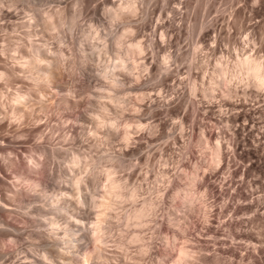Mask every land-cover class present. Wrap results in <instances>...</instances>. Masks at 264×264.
<instances>
[{
	"label": "rangeland",
	"instance_id": "1",
	"mask_svg": "<svg viewBox=\"0 0 264 264\" xmlns=\"http://www.w3.org/2000/svg\"><path fill=\"white\" fill-rule=\"evenodd\" d=\"M126 1L0 0V264H264V0Z\"/></svg>",
	"mask_w": 264,
	"mask_h": 264
},
{
	"label": "bare ground",
	"instance_id": "2",
	"mask_svg": "<svg viewBox=\"0 0 264 264\" xmlns=\"http://www.w3.org/2000/svg\"><path fill=\"white\" fill-rule=\"evenodd\" d=\"M124 4H125V2H124ZM122 6V5H121ZM125 8H127V9H129V10H133L134 9V7H135V5H134V1L133 0H128V1H126V4L125 5H123ZM124 7H123V9H124ZM118 41V40H117ZM120 67H125V68H128V65H129V63H128V65L126 64L127 63V61H125L124 62V59H122V61H121V59H120ZM119 62H118V64H119ZM131 64V63H130ZM119 65H117V67H118ZM131 66V65H130ZM130 66H129V68H130ZM134 66V65H133ZM116 67V66H115ZM132 67V66H131ZM131 70V69H130ZM258 70H259V67L258 66H256V65H253L252 66V71L255 73V74H259V72H258ZM114 71V70H113ZM110 71L109 70H104V74H108ZM115 75V74H114ZM111 96V95H110ZM18 99L19 100H22V99H24L23 98V96H19L18 97ZM23 101V100H22ZM102 117V116H101ZM100 121H103V120H100ZM106 121V120H105ZM104 121V122H105ZM98 122V121H97ZM103 123V122H102ZM106 123V122H105ZM77 183H79V182H77ZM62 253V252H61ZM85 262V261H84Z\"/></svg>",
	"mask_w": 264,
	"mask_h": 264
}]
</instances>
